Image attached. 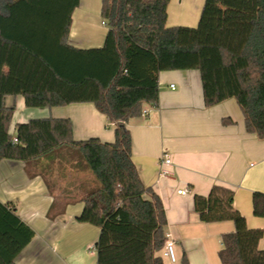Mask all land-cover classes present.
Returning a JSON list of instances; mask_svg holds the SVG:
<instances>
[{
  "label": "trees",
  "instance_id": "16d2710c",
  "mask_svg": "<svg viewBox=\"0 0 264 264\" xmlns=\"http://www.w3.org/2000/svg\"><path fill=\"white\" fill-rule=\"evenodd\" d=\"M79 2L0 0V161L37 164L65 149L61 160L93 183L83 179L58 193L50 169L32 166L29 175H41L53 196L50 217L82 201L78 220L100 228L97 264H164L166 209L139 175L127 122L145 103L158 104L160 71L198 69L205 104L235 98L247 131L264 139V0H205L196 26L168 25L170 0H102L108 31L101 46L89 48L69 42ZM18 94L30 107L93 102L114 123L115 139H76L67 116L19 122L13 136L14 107L4 100ZM194 207L204 222L234 221L221 237L222 264H264V230L248 226L232 188L195 193ZM253 210L264 217V192H253ZM34 236L15 203L0 200V264H18ZM181 264H190L186 254Z\"/></svg>",
  "mask_w": 264,
  "mask_h": 264
},
{
  "label": "crops",
  "instance_id": "0c3cea01",
  "mask_svg": "<svg viewBox=\"0 0 264 264\" xmlns=\"http://www.w3.org/2000/svg\"><path fill=\"white\" fill-rule=\"evenodd\" d=\"M101 18L102 0H80L72 14L69 42L82 48L101 46L108 31ZM180 23L168 11L167 24ZM158 81V104L145 103L142 114L130 118L127 126L132 136V159L144 184L161 197L168 220L165 232L176 243L177 260L163 257L164 264H181L184 254L190 264H222L221 237L235 230L234 221H202L194 207V194H208L215 184L232 188L234 205L246 217L248 226L264 230V217L253 210V192H264V139L247 131L235 98L212 106L205 104L198 69L163 70ZM4 101L14 107L10 124L13 136L19 122L67 116L76 139H115L114 123L93 102L30 107L21 94L7 95ZM225 117L232 121H224ZM65 151L59 149L56 158L42 157L37 164L0 161V200L13 201L18 214L35 230L34 238L17 257L18 264H97L95 248L89 247L94 246L100 228L78 220L83 202L69 204L65 212L51 218L53 196L45 179L29 175L37 166L48 167L59 186L58 193L64 188L70 190V182L76 179L92 184L91 174L74 177V167L60 158ZM165 151L171 154L173 164L168 166L170 173L163 176L159 174L160 157ZM180 188L188 192L180 194ZM259 247L264 249V234ZM158 253L161 255V250Z\"/></svg>",
  "mask_w": 264,
  "mask_h": 264
},
{
  "label": "rangeland",
  "instance_id": "374dc122",
  "mask_svg": "<svg viewBox=\"0 0 264 264\" xmlns=\"http://www.w3.org/2000/svg\"><path fill=\"white\" fill-rule=\"evenodd\" d=\"M204 2L205 0H170L168 5V11H170L172 18H177V20H179L182 24L190 25L191 22H194L193 23L194 25H190V26H196L198 24ZM101 20H103L102 26L106 28L107 27L106 21L103 18H101ZM181 23L176 25H182ZM83 171L84 170H75L73 172L74 177L79 178V177H83L84 175L87 177L88 172L87 171L83 172ZM77 180L78 179H76L75 182L74 181L72 182V187H74L75 184L78 183ZM69 204H73V203H69ZM89 249L93 250L94 246L92 245L91 247H89Z\"/></svg>",
  "mask_w": 264,
  "mask_h": 264
},
{
  "label": "built area",
  "instance_id": "2783aa9c",
  "mask_svg": "<svg viewBox=\"0 0 264 264\" xmlns=\"http://www.w3.org/2000/svg\"><path fill=\"white\" fill-rule=\"evenodd\" d=\"M172 87H174V84H172ZM14 140H17V138L15 137ZM172 164H173V160H172L171 154L165 151L160 157L159 174L163 176L168 175L170 173L168 166H171ZM178 192L180 194H186L188 192V189L180 188L178 189ZM166 236L167 238H166L165 246L163 249V256L168 258L170 261L174 262L177 260L176 248H175L176 243L169 233H166Z\"/></svg>",
  "mask_w": 264,
  "mask_h": 264
}]
</instances>
